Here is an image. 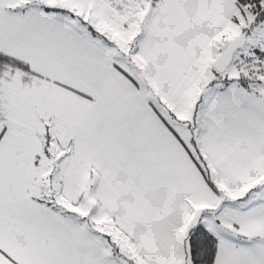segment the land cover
<instances>
[{"label":"snow or ice","instance_id":"obj_1","mask_svg":"<svg viewBox=\"0 0 264 264\" xmlns=\"http://www.w3.org/2000/svg\"><path fill=\"white\" fill-rule=\"evenodd\" d=\"M0 264H264V0H0Z\"/></svg>","mask_w":264,"mask_h":264}]
</instances>
